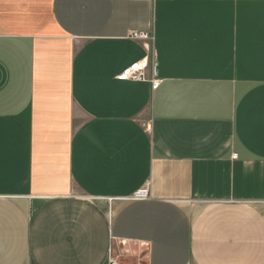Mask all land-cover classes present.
Masks as SVG:
<instances>
[{"label":"crops","instance_id":"1","mask_svg":"<svg viewBox=\"0 0 264 264\" xmlns=\"http://www.w3.org/2000/svg\"><path fill=\"white\" fill-rule=\"evenodd\" d=\"M111 258L264 264V0H0V264Z\"/></svg>","mask_w":264,"mask_h":264},{"label":"built area","instance_id":"2","mask_svg":"<svg viewBox=\"0 0 264 264\" xmlns=\"http://www.w3.org/2000/svg\"><path fill=\"white\" fill-rule=\"evenodd\" d=\"M131 37L136 40H151L153 36L145 31H132ZM149 68V61L148 59L141 60L140 62L134 64L133 66L125 69L119 77L121 79L127 80H134V81H146L147 77V70ZM153 86L156 87L159 84V80H152ZM147 190H143L137 194V198H146L147 197ZM111 264H118L116 258H111Z\"/></svg>","mask_w":264,"mask_h":264}]
</instances>
